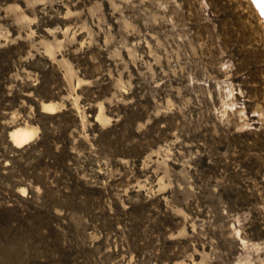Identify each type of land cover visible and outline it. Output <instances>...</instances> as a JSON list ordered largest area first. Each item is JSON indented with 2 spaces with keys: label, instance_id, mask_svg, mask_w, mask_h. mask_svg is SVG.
I'll return each instance as SVG.
<instances>
[{
  "label": "rangeland",
  "instance_id": "rangeland-1",
  "mask_svg": "<svg viewBox=\"0 0 264 264\" xmlns=\"http://www.w3.org/2000/svg\"><path fill=\"white\" fill-rule=\"evenodd\" d=\"M0 264H264L254 0H0Z\"/></svg>",
  "mask_w": 264,
  "mask_h": 264
},
{
  "label": "bare ground",
  "instance_id": "bare-ground-1",
  "mask_svg": "<svg viewBox=\"0 0 264 264\" xmlns=\"http://www.w3.org/2000/svg\"><path fill=\"white\" fill-rule=\"evenodd\" d=\"M254 2L262 17L264 18V0H254ZM43 109L46 112H55L58 108L52 103H45L43 105ZM35 131V128H32L30 126H20L14 128L10 132L9 137L15 145L23 146L32 140L35 135Z\"/></svg>",
  "mask_w": 264,
  "mask_h": 264
}]
</instances>
